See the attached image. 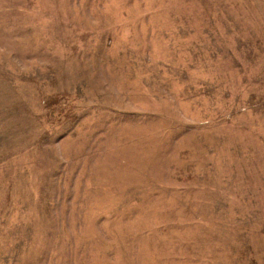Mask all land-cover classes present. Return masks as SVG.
I'll return each instance as SVG.
<instances>
[{"label": "rangeland", "instance_id": "obj_1", "mask_svg": "<svg viewBox=\"0 0 264 264\" xmlns=\"http://www.w3.org/2000/svg\"><path fill=\"white\" fill-rule=\"evenodd\" d=\"M0 264H264V0H0Z\"/></svg>", "mask_w": 264, "mask_h": 264}]
</instances>
